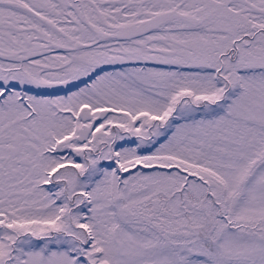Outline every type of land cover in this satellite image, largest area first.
Segmentation results:
<instances>
[{
  "label": "snow or ice",
  "instance_id": "1",
  "mask_svg": "<svg viewBox=\"0 0 264 264\" xmlns=\"http://www.w3.org/2000/svg\"><path fill=\"white\" fill-rule=\"evenodd\" d=\"M0 264H264V0H0Z\"/></svg>",
  "mask_w": 264,
  "mask_h": 264
}]
</instances>
